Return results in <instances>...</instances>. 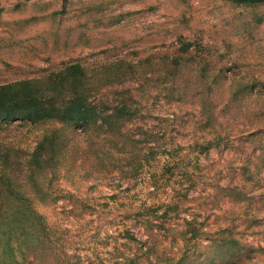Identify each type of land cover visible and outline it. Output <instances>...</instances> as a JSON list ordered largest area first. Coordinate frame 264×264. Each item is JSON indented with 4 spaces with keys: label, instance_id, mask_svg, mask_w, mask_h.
Instances as JSON below:
<instances>
[{
    "label": "rangeland",
    "instance_id": "1",
    "mask_svg": "<svg viewBox=\"0 0 264 264\" xmlns=\"http://www.w3.org/2000/svg\"><path fill=\"white\" fill-rule=\"evenodd\" d=\"M186 45L175 75L188 79L205 69L218 79L214 129L190 95L169 101L153 81L165 78L164 59L180 56ZM71 63L89 70L130 64L137 72L127 76L135 111L127 130L154 135L140 145L139 169L124 163L90 176L63 174L56 184L63 197L38 207L71 264H202L213 256L264 264V5L0 0V85L46 78ZM114 87L105 86L95 102L111 98ZM237 89L246 92L239 110L226 104ZM258 127L261 133L245 135ZM43 129L0 120V163L5 148H13V167L28 157ZM216 135L220 144L203 152V142ZM223 238L239 246H210Z\"/></svg>",
    "mask_w": 264,
    "mask_h": 264
},
{
    "label": "trees",
    "instance_id": "2",
    "mask_svg": "<svg viewBox=\"0 0 264 264\" xmlns=\"http://www.w3.org/2000/svg\"><path fill=\"white\" fill-rule=\"evenodd\" d=\"M225 1L252 8L264 5V0ZM188 52L186 45L180 56L164 59L165 78L162 81L153 78V81L162 84V92L169 101H182L190 95L200 105L206 125L214 129L220 120L214 114L216 106L211 91L218 79L211 80L205 69H200L203 72L200 76L196 74L188 79L176 76V68ZM110 65V68L89 70L80 63H71L46 78L0 85L1 121L27 120L44 128L30 155L15 160V167L10 157L13 148L1 149L0 264H71L70 257L51 237L47 220L38 207L50 206L63 197L56 188L63 174L90 176L94 171L121 169L124 163L133 171L141 167L140 145L152 143L154 135L140 132L137 136L127 130V124L135 115L128 96L131 87L126 86L127 76H134L137 71H133L130 64ZM114 85L111 98L105 96V101L95 102L105 86ZM245 93L238 89L230 93L227 106L236 104L239 110ZM77 128L83 134L73 139L69 135ZM261 131L259 127L253 128L245 135L253 137ZM221 140L217 135L213 140H205L201 146L203 152L207 153L213 145L217 147ZM155 146L148 148L150 155ZM252 177V173L248 174L246 180ZM210 246L223 250L235 248L239 242L223 238ZM219 257L222 256L204 258L201 263L235 264L239 260L223 256L219 262ZM230 259L233 261L229 263Z\"/></svg>",
    "mask_w": 264,
    "mask_h": 264
}]
</instances>
